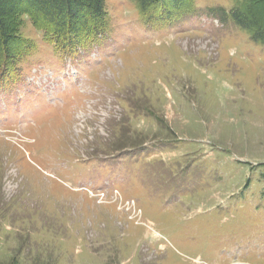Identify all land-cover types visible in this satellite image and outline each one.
<instances>
[{"label":"rangeland","instance_id":"rangeland-1","mask_svg":"<svg viewBox=\"0 0 264 264\" xmlns=\"http://www.w3.org/2000/svg\"><path fill=\"white\" fill-rule=\"evenodd\" d=\"M136 1L8 17L0 264H264V0Z\"/></svg>","mask_w":264,"mask_h":264},{"label":"trees","instance_id":"trees-1","mask_svg":"<svg viewBox=\"0 0 264 264\" xmlns=\"http://www.w3.org/2000/svg\"><path fill=\"white\" fill-rule=\"evenodd\" d=\"M19 1L20 0H0V40L10 36V27L7 20L8 17L14 15L19 16L22 13L27 14L38 30L42 31L44 34L50 33V40L47 42L52 44L55 49H58V52L63 56L70 53L68 50L73 49L69 43L65 42V38L60 33V30L62 27H65L67 23L70 24V21L76 19V16L82 7L88 11V14H92L97 18H101L105 15L104 0H28L27 4L29 8H24L19 14H17L16 4H18ZM139 1L141 2V8L144 10L146 8V1ZM139 1L137 0L136 2L139 3ZM247 11L234 8L232 13L233 17L237 19L239 24L242 26L244 25L245 27H247L248 23ZM221 13L223 14V12ZM223 17L225 18V14H223ZM37 18L51 21L55 24V31L51 32L48 27L42 26ZM254 38L260 41L262 40L258 34H256Z\"/></svg>","mask_w":264,"mask_h":264}]
</instances>
